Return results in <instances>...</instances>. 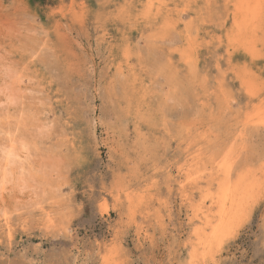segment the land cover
Returning a JSON list of instances; mask_svg holds the SVG:
<instances>
[{
	"label": "rangeland",
	"instance_id": "1",
	"mask_svg": "<svg viewBox=\"0 0 264 264\" xmlns=\"http://www.w3.org/2000/svg\"><path fill=\"white\" fill-rule=\"evenodd\" d=\"M0 264H264V0H0Z\"/></svg>",
	"mask_w": 264,
	"mask_h": 264
},
{
	"label": "bare ground",
	"instance_id": "2",
	"mask_svg": "<svg viewBox=\"0 0 264 264\" xmlns=\"http://www.w3.org/2000/svg\"><path fill=\"white\" fill-rule=\"evenodd\" d=\"M204 172V171H203ZM233 174V173H232ZM221 208V207H220ZM239 209V208H238ZM205 224V223H204ZM220 233V232H219ZM199 242V241H198Z\"/></svg>",
	"mask_w": 264,
	"mask_h": 264
}]
</instances>
